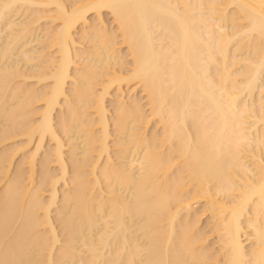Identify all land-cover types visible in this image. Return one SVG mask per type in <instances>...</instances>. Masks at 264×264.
Returning <instances> with one entry per match:
<instances>
[{"label": "bare ground", "instance_id": "obj_1", "mask_svg": "<svg viewBox=\"0 0 264 264\" xmlns=\"http://www.w3.org/2000/svg\"><path fill=\"white\" fill-rule=\"evenodd\" d=\"M0 264H264V0H0Z\"/></svg>", "mask_w": 264, "mask_h": 264}, {"label": "rangeland", "instance_id": "obj_2", "mask_svg": "<svg viewBox=\"0 0 264 264\" xmlns=\"http://www.w3.org/2000/svg\"><path fill=\"white\" fill-rule=\"evenodd\" d=\"M107 16H109V15L107 14ZM106 18H107V19L109 18V19H108V20H109V22L111 21V19H110V16H109V17H106Z\"/></svg>", "mask_w": 264, "mask_h": 264}]
</instances>
